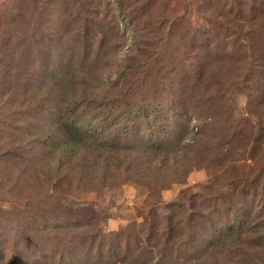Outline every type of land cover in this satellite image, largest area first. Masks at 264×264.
I'll return each instance as SVG.
<instances>
[{"label": "rangeland", "instance_id": "rangeland-1", "mask_svg": "<svg viewBox=\"0 0 264 264\" xmlns=\"http://www.w3.org/2000/svg\"><path fill=\"white\" fill-rule=\"evenodd\" d=\"M0 264H264V0H0Z\"/></svg>", "mask_w": 264, "mask_h": 264}, {"label": "trees", "instance_id": "trees-1", "mask_svg": "<svg viewBox=\"0 0 264 264\" xmlns=\"http://www.w3.org/2000/svg\"><path fill=\"white\" fill-rule=\"evenodd\" d=\"M80 132L73 131L72 134L69 132L67 138L64 140V144H71L73 147H77L81 144Z\"/></svg>", "mask_w": 264, "mask_h": 264}]
</instances>
